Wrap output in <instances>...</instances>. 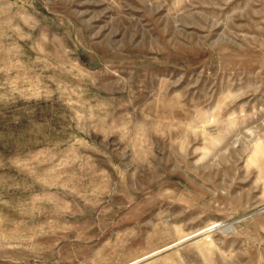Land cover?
Instances as JSON below:
<instances>
[{"label": "rangeland", "instance_id": "obj_1", "mask_svg": "<svg viewBox=\"0 0 264 264\" xmlns=\"http://www.w3.org/2000/svg\"><path fill=\"white\" fill-rule=\"evenodd\" d=\"M0 264H264V0H0Z\"/></svg>", "mask_w": 264, "mask_h": 264}]
</instances>
